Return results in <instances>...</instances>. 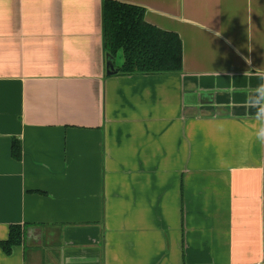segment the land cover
Segmentation results:
<instances>
[{
	"label": "crops",
	"instance_id": "crops-1",
	"mask_svg": "<svg viewBox=\"0 0 264 264\" xmlns=\"http://www.w3.org/2000/svg\"><path fill=\"white\" fill-rule=\"evenodd\" d=\"M103 1L0 0V264H264V0H115L179 35L154 74L106 73Z\"/></svg>",
	"mask_w": 264,
	"mask_h": 264
},
{
	"label": "trees",
	"instance_id": "trees-1",
	"mask_svg": "<svg viewBox=\"0 0 264 264\" xmlns=\"http://www.w3.org/2000/svg\"><path fill=\"white\" fill-rule=\"evenodd\" d=\"M102 39L107 60L122 53L123 61L117 72L121 74H154L179 72L182 68V42L174 32L147 23L142 7L115 0L102 4ZM11 154L21 156L20 144L13 139ZM21 225L9 226L8 237L0 241L3 252L9 254L13 246L22 242Z\"/></svg>",
	"mask_w": 264,
	"mask_h": 264
},
{
	"label": "clouds",
	"instance_id": "clouds-1",
	"mask_svg": "<svg viewBox=\"0 0 264 264\" xmlns=\"http://www.w3.org/2000/svg\"><path fill=\"white\" fill-rule=\"evenodd\" d=\"M261 79H264L262 77ZM250 105L255 109V128L254 137L257 143L264 145V83L260 84L250 98Z\"/></svg>",
	"mask_w": 264,
	"mask_h": 264
},
{
	"label": "water",
	"instance_id": "water-1",
	"mask_svg": "<svg viewBox=\"0 0 264 264\" xmlns=\"http://www.w3.org/2000/svg\"><path fill=\"white\" fill-rule=\"evenodd\" d=\"M117 72V69L114 68L112 60H107L106 62V73L107 74H114Z\"/></svg>",
	"mask_w": 264,
	"mask_h": 264
},
{
	"label": "rangeland",
	"instance_id": "rangeland-1",
	"mask_svg": "<svg viewBox=\"0 0 264 264\" xmlns=\"http://www.w3.org/2000/svg\"><path fill=\"white\" fill-rule=\"evenodd\" d=\"M120 58H122V53L119 52V53L117 54V56H116V59H115V63H116V65L119 64V62H120V60H121ZM122 59H123V58H122ZM121 63H122V62H121Z\"/></svg>",
	"mask_w": 264,
	"mask_h": 264
}]
</instances>
